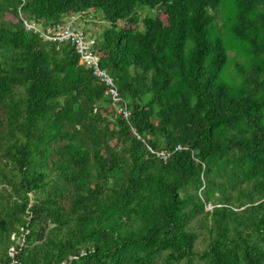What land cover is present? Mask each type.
<instances>
[{
	"label": "trees",
	"instance_id": "obj_1",
	"mask_svg": "<svg viewBox=\"0 0 264 264\" xmlns=\"http://www.w3.org/2000/svg\"><path fill=\"white\" fill-rule=\"evenodd\" d=\"M0 264H264V0H0Z\"/></svg>",
	"mask_w": 264,
	"mask_h": 264
},
{
	"label": "built area",
	"instance_id": "obj_2",
	"mask_svg": "<svg viewBox=\"0 0 264 264\" xmlns=\"http://www.w3.org/2000/svg\"><path fill=\"white\" fill-rule=\"evenodd\" d=\"M75 19L76 17L72 16L66 23L57 24L52 29L46 31L43 29V26L37 22L23 18L24 24L28 30L40 33L45 39L58 43L70 42L79 56V64L92 70L94 76L105 85V94L110 97L114 103L120 102L122 98L119 96L118 86L114 78L107 69L101 66V58L95 50L96 39L85 29L78 26L75 23ZM116 106L119 114L125 117L130 116L131 112L127 105L118 104ZM182 149L183 147L178 145L174 151ZM157 154L161 159H167L172 154V151L162 150ZM211 208L212 205H209L208 209Z\"/></svg>",
	"mask_w": 264,
	"mask_h": 264
},
{
	"label": "rangeland",
	"instance_id": "obj_3",
	"mask_svg": "<svg viewBox=\"0 0 264 264\" xmlns=\"http://www.w3.org/2000/svg\"><path fill=\"white\" fill-rule=\"evenodd\" d=\"M87 21L85 20V18H81L79 17L78 19H75V23L84 28L87 29L88 31H90V33L93 34H97L101 29H102V22H100V20L97 19V17H87Z\"/></svg>",
	"mask_w": 264,
	"mask_h": 264
},
{
	"label": "crops",
	"instance_id": "obj_4",
	"mask_svg": "<svg viewBox=\"0 0 264 264\" xmlns=\"http://www.w3.org/2000/svg\"><path fill=\"white\" fill-rule=\"evenodd\" d=\"M67 20H68V19H67ZM67 20H66V21H67Z\"/></svg>",
	"mask_w": 264,
	"mask_h": 264
}]
</instances>
